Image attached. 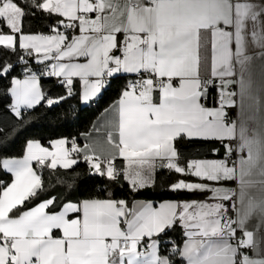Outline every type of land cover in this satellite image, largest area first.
Segmentation results:
<instances>
[{"label":"snow or ice","instance_id":"obj_1","mask_svg":"<svg viewBox=\"0 0 264 264\" xmlns=\"http://www.w3.org/2000/svg\"><path fill=\"white\" fill-rule=\"evenodd\" d=\"M37 12L57 18L50 25L54 34L23 32L24 18ZM60 27L79 35L69 37ZM250 44L257 51L250 53ZM0 48L22 63L33 53L39 63L55 61L45 74L61 77L69 92L79 78L85 101L101 91L105 77L139 76L122 91L111 118L95 129H105L106 140L83 148L73 140L70 149L59 140L51 151L29 142L23 158L0 159V169L12 176L11 183L0 182V264H173L171 256L184 264H264V236L258 238L264 231V132L250 130L255 117L247 114L253 99L260 111L251 69L254 61H264V0H0ZM13 71V62L0 58V78ZM211 87L219 92L215 107L205 105ZM10 93L17 116L21 107L33 108L44 98L34 73L11 79ZM182 138L220 141L226 155L191 160L185 169L175 147ZM237 140L235 149L226 143ZM72 153H83L90 169L110 181L122 173L133 191L150 186L158 164L235 187L182 180L172 190L209 193L212 202L128 208L123 199H86L50 213L53 198L24 210L42 191L33 162L67 169L77 163ZM117 157L122 170L113 163ZM177 222L187 237L183 247L158 255L153 237Z\"/></svg>","mask_w":264,"mask_h":264},{"label":"trees","instance_id":"obj_2","mask_svg":"<svg viewBox=\"0 0 264 264\" xmlns=\"http://www.w3.org/2000/svg\"><path fill=\"white\" fill-rule=\"evenodd\" d=\"M56 17L37 12L34 16L24 18L22 30L25 34H52L50 25L55 24ZM60 27L58 30H62ZM66 31V30H65ZM69 32V31H66ZM19 52V50H18ZM20 55H23L20 52ZM0 58L10 59L15 71L7 78H0V159L19 158L24 154L28 141H38L46 145L55 139H66L71 146L74 140L77 146L82 144V136L87 133L96 118L120 96L123 86L130 76H115L107 81L100 96L88 105H81L79 87L76 81L71 86V92L62 81L43 73V64L28 62L31 56H25V63L20 62L19 55H12L0 48ZM29 65L38 76L43 99L35 107L21 111L17 116L11 111L9 89L11 79L24 76L25 67ZM63 97V99H60ZM50 98H59L52 105L45 102ZM181 160L222 158L225 152L224 144L217 140L178 139L175 142ZM214 149L218 151L213 152ZM119 165V162L116 161ZM115 165L116 167H119ZM121 168V167H120ZM34 169L42 180V191L39 196L26 202L24 210L36 203L54 198L50 210H57L63 203L80 202L86 199H123L129 205L134 199L145 198L155 201L191 200L199 195L185 190L169 189L178 180L196 182L191 175L179 174L173 171L160 170L155 173L152 185V196L135 197L131 188L120 175L116 181H110L106 176L90 175L86 163L77 162L71 169H49L34 164ZM11 176L0 169V182L9 184ZM159 241V255L169 256L173 245L181 247L183 233L179 223L166 229L156 237ZM173 264H184L178 256H171Z\"/></svg>","mask_w":264,"mask_h":264},{"label":"crops","instance_id":"obj_3","mask_svg":"<svg viewBox=\"0 0 264 264\" xmlns=\"http://www.w3.org/2000/svg\"><path fill=\"white\" fill-rule=\"evenodd\" d=\"M65 30H66V31H69V32H66ZM59 31H61V32H65L69 37H71L72 35H79V31H78V30L73 31V30H70V29H64V28H63L62 30H59ZM52 34H54V33H52ZM52 34H49V35H52ZM43 35H47V34H43ZM120 39H121V40L123 39L122 35L120 36ZM255 51H257V49H254V48L251 46V44H250V45H249V52H250V53H254ZM22 53H23V52H22ZM114 54H115V55H121V53L118 52V51L115 52ZM31 57H32V62H34L35 64H43V70H44V69H47L48 72L51 71V64H52V63H55V61H44L43 63H39V62H38V57H37V54H36V53H33V54L31 55ZM72 62H83V60H82V59H81V60H74V61H72ZM23 63H25V62H23ZM251 71H252V74H253L252 78H253V81H254V86H253V96L259 95L260 100H261V104H260V111H259V113H257V105H256V103H255V100L253 99V100H250V101L248 102L247 114H248L249 116L255 117L253 120H250V121H249V128H250V130L253 129V128H255V129H257L258 131L264 132V61H260V60H256V61H254ZM25 73H26V74H32V73L35 74V72L31 70V68L29 67V65H27V66L25 67ZM45 75H46V74H45ZM122 75H124V76H132V75H135V74H134V73H116V74H114V75L111 76V77L122 76ZM36 76H37V75H36ZM47 76H50V75H47ZM51 77H53V78H55V79H58V80L62 81V78H61V77H55V76H51ZM111 77H105V81H106L105 86L101 89V91H100L99 93H97L94 97L90 98V99L87 100V101H85V100L83 99V94H84V90H85L84 85L81 83V81L79 80V78L74 77V78H73V82L76 81L77 84H78V87H79V100H80V104H81V105H88V104H90V103H93V102H94V101L100 96V94L103 92V90L105 89V87H106V85H107V81H108V79L111 78ZM23 78H24V76H22V77H18L17 79H23ZM37 78H38V76H37ZM10 88H11V86H10ZM121 94H122V92H121ZM121 94H120L119 98H118V99H117L112 105H110L108 108H106V109H105V110H104V111H103V112H102V113L96 118V120L92 123V126L90 127L89 131H88L87 133H85V134L82 136V144H81L80 146H78L79 148H83L85 144L93 143V142H94L95 140H97L98 138H101V139H105V140H106V130H105V129H101L100 132H97L95 129L98 128V127H100V125H101L102 123H104L106 120H108V119L111 118V116H112L111 108H112V106L115 105V104L117 103V101L120 99ZM9 95H10V100H11V104H10V105H11V111L13 112V110H12L13 97H12V95H11V93H10V89H9ZM218 96H219V92H218V89H217V88H214V89L210 90V91H209V94H208L207 104H205V105H206L207 107H215V106H217ZM50 99H53V100H57V101H59V98H50ZM48 100H49V99H48ZM48 100H47V102H46L47 105H49V104H48ZM40 102H41V101H40ZM40 102H39V103H40ZM39 103H38V104H39ZM38 104H36V105H38ZM54 104H55V103H54ZM36 105H35V106H36ZM35 106H34V107H35ZM27 109H29V108L21 107L20 112L23 111V110H27ZM30 109H31V108H30ZM228 111H229L230 115H232L231 118H235L236 109H235V108H232V109H228ZM13 113L15 114V112H13ZM15 115H16V114H15ZM185 139H188V138H185ZM59 140H65V141L67 142V143L65 144V147H67V148H69V149L71 148V146L68 144V141H67L66 139H55V140L49 141L46 145H42V144H41L40 142H38V141H28V142L26 143V145H25V148H24V154H25V151H26V146H27V144H28L29 142H37V143H40L42 147H46V148H48V149L51 151V150H52V144H53L54 142H56V141H59ZM188 140H195V139H188ZM196 140H204V139H196ZM226 143H231L232 147L235 149V148L237 147V145H238V140H237V141H230V142L226 141ZM24 154H23V156H24ZM225 155H226V149H225V152H224L223 157H224ZM233 155H234V159H236L238 154L234 152ZM23 156H21V157H19V158H23ZM223 157H222V158L189 159V160H186V161L179 159V163H180L183 167H185V169H187V163H188L189 161H191V160H205V159H207V160H219V159H223ZM72 158H74V159H76V160H77L78 158H83V153H80V154L72 153ZM3 159H12V158H3ZM234 159H233V160H234ZM116 161L119 162V165L116 164ZM47 163H50V161H48ZM113 163H114V165H117V166H119V167H121V168L123 169L124 161H123L121 158L117 157V159H116L115 161H113ZM34 164H36V162H33V168H34ZM76 164H77V163H76ZM76 164H74L71 168H73L74 166H76ZM115 167H116V166H115ZM47 168H49V167H47ZM56 168L65 169V168L60 167L59 165H57ZM56 168H55V169H56ZM71 168H67V169H71ZM49 169H53V168H49ZM2 170H3V169H2ZM34 170H35V169H34ZM160 170H166V171H173V172H175L174 170H169V169H167V168H161V167H159V164H158L157 167H156V169H155V171H154V173H153V175H152V183H151L150 186H148V187H151V188H152V185H153V182H154L155 173H156L157 171H160ZM3 171H4V170H3ZM4 172H5V173H8V172H6V171H4ZM8 174L11 176V173H8ZM179 174H181V173H179ZM121 175H122V174H121ZM184 175H188V174H184ZM191 176H192V175H191ZM192 177H194V176H192ZM122 178H123V175H122ZM195 178L197 179L196 182H189V181H185V182H189V183H208V184H212V186H214V187H235L234 182H221L219 185H217V184H215V183H213V182L200 181L197 177H195ZM257 178H258V177H257ZM123 180H124V178H123ZM11 181H12V176H11V180H10L9 183H11ZM124 181H125V183H127V185H128L130 188H132L131 185H130L126 180H124ZM180 181H182V180H178V181L175 182L174 184H176V183H178V182H180ZM183 181H184V180H183ZM174 184H173V185H174ZM169 189L172 190V185L170 186ZM137 191H138V190H137ZM185 191H187V190H185ZM188 192H189V191H188ZM191 193H195V194L199 195V198L191 199V200H162V201H155V200H152V199H145V198H137V199H134L129 205L127 204V206H128V208H132V206H133L134 204L139 205V204H143V203H152L154 207H158L161 203H168V202H173V203H185V202H187V203H192V202H202V201L212 202L211 200L208 199V197L210 196L209 193H204V192H199V191H193V192H191ZM253 193H254V195H256L258 198L262 195L261 190H260V186H259V185H257L256 188L253 189ZM50 199H53V198H50ZM46 200H48V199H46ZM43 201H45V200H42V201L36 203V204H35L34 206H32V207L37 206L39 203H41V202H43ZM82 201H83V200H82ZM80 202H81V201H80ZM67 203H69V202L63 203V204H62L57 210H55V211L50 210V208H51V206H50L49 209H47L46 211H48V212H50V213H56V212H59V211L63 208V206H64L65 204H67ZM71 203H79V202H71ZM32 207H30V208H32ZM28 209H29V208H28ZM28 209H27V210H28ZM257 221H258V217H257V218H254V219L251 221V223L248 225L249 230H254ZM178 223H179V222H178ZM179 225H180V224H179ZM180 227H181V225H180ZM181 230H182V233H183V242H182V245H181L180 248L183 247V244H184V242H185L186 239H187V237L184 235V231H185V230H184L182 227H181ZM57 235H58V233H57ZM260 236H264V231H262L261 233L258 234V238H259ZM156 237H157V236L153 237V239L156 240V241H158V239H157ZM146 242H147V238H145V249H143V250H145V251H146ZM157 251H158V255H159V241H158V245H157ZM261 254L264 255V244L261 245Z\"/></svg>","mask_w":264,"mask_h":264},{"label":"built area","instance_id":"obj_4","mask_svg":"<svg viewBox=\"0 0 264 264\" xmlns=\"http://www.w3.org/2000/svg\"><path fill=\"white\" fill-rule=\"evenodd\" d=\"M46 72H48V70H47V69H44V70H43V73L45 74ZM137 79H139V76H138L137 74L128 77V78H127L126 85L123 86L122 91H123V90H124V89H125L130 83H135ZM217 83H219V81H217ZM214 88H216V87H211V88L209 89V91L212 90V89H214ZM67 89H68V87H67ZM68 90H69V89H68ZM207 100H208V96H207V98H206V100H205V104H207ZM46 102H47V101H46ZM46 102H45V103H46ZM231 117H232V115H230V118H231ZM224 157H225V156H224ZM224 157H223V159H224ZM232 159H234V155L232 156ZM77 162L86 163V162L84 161L83 158H78V159H77ZM86 165L88 166V171H89V174H90V175H98V174H96V173L94 172V170L90 169V167H89V165H88L87 163H86ZM116 168L122 170V168H120V167H116ZM121 174H122V173H121ZM131 191H132L133 193L136 192V191H133L132 188H131Z\"/></svg>","mask_w":264,"mask_h":264},{"label":"water","instance_id":"obj_5","mask_svg":"<svg viewBox=\"0 0 264 264\" xmlns=\"http://www.w3.org/2000/svg\"><path fill=\"white\" fill-rule=\"evenodd\" d=\"M32 59H29L28 62H31ZM135 197H146L149 198L152 196V188L151 187H145L142 189H139L134 193Z\"/></svg>","mask_w":264,"mask_h":264}]
</instances>
